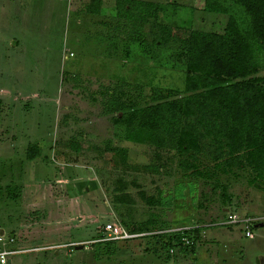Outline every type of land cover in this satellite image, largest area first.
I'll use <instances>...</instances> for the list:
<instances>
[{"label":"rangeland","instance_id":"1","mask_svg":"<svg viewBox=\"0 0 264 264\" xmlns=\"http://www.w3.org/2000/svg\"><path fill=\"white\" fill-rule=\"evenodd\" d=\"M87 1L0 0V251L17 252L8 257L9 264H264V220L252 225V239L238 225L217 226L228 214L264 217V181L252 180L246 170L224 174L210 167L217 175L212 183L218 180V190H212L202 179L192 185L181 178L175 168L178 158L170 163L169 175L158 177L124 169L116 156L104 155L110 142L127 148L131 165L153 161L151 148L117 138L96 101L100 93L107 99L115 90L132 93L135 83L142 85L143 94L149 86L181 89L184 83L168 48L154 63L136 46L125 53L119 33L110 32L117 20L113 0H103L97 17L82 12ZM175 1L182 6H167L153 31L160 25L183 26L182 21L201 31L223 29L226 15L201 12L198 0ZM74 135H81L96 156L68 153L65 142ZM28 144L41 150L32 162L24 160ZM118 179L127 182L135 205L111 202ZM131 182L148 195H168L166 203L161 208L145 205ZM220 185L231 197L223 211ZM14 186L21 190L15 199L5 191ZM120 216L126 225L149 216L158 219V228L199 225L196 254L155 246L154 238L143 236L117 241L109 259L97 256L98 246L90 241L105 223H120Z\"/></svg>","mask_w":264,"mask_h":264},{"label":"trees","instance_id":"2","mask_svg":"<svg viewBox=\"0 0 264 264\" xmlns=\"http://www.w3.org/2000/svg\"><path fill=\"white\" fill-rule=\"evenodd\" d=\"M198 1L202 2L201 12L227 16L221 31L197 30L187 21H182L183 26L160 25L159 31H153L167 6L178 9L182 5L175 0H166L165 5L153 0H113L117 20L110 32L119 33L121 42L126 44L125 53L129 55V46H136L154 63L168 48L173 62L182 68L184 84L181 89L148 85L143 94L142 85L135 83L131 85L132 93L115 90L114 94H107V99L100 93L96 101L102 103V115L109 117L117 138L151 148L153 161L144 166L131 165L127 162V148L112 147L110 142L105 143L103 153L116 156L124 169L158 177L169 175L170 163L178 158L175 168L181 178L192 185L202 179L212 190H218V180L212 183L211 178L217 175L211 173L210 167L224 174L246 170L252 180L264 181V0ZM103 5V0H88L82 12L97 17L103 12ZM189 8L190 13L195 11ZM103 25L107 26L105 22ZM64 119L67 121V117ZM81 135L70 137L64 149L81 157L87 153L96 156V150L87 146ZM40 155L36 144H28L24 160L32 162ZM131 186L137 190L138 199L149 207L161 208L166 203L168 195L162 197V192L154 197L133 182ZM182 188L178 190L182 192ZM220 189L223 211L231 204V197L225 185H220ZM127 190V182L116 180L111 202L118 206L135 205ZM5 191L14 199L21 192L16 186L12 192ZM119 222L129 233H148L145 236L154 238L155 246L177 248L183 254H196L201 240L199 225L158 228V219L150 216L138 225H126L121 216ZM104 225L90 245L98 246L97 256L109 259L116 242L100 241ZM147 251L144 248L143 252Z\"/></svg>","mask_w":264,"mask_h":264},{"label":"built area","instance_id":"3","mask_svg":"<svg viewBox=\"0 0 264 264\" xmlns=\"http://www.w3.org/2000/svg\"><path fill=\"white\" fill-rule=\"evenodd\" d=\"M264 217H245L228 214L226 218L223 219L220 223H217V226H240L243 229L244 236L247 239H252L253 234L251 232L252 225L258 224L263 221ZM103 229V237L100 241L103 242H117V241H127L135 238L143 237L147 234H133L129 233L124 227H122L118 222H107ZM169 231H177V229H171ZM13 239H9L8 242H12ZM3 240L0 238V242ZM77 246L76 244H71ZM17 252L14 250H1L0 251V264H8V257L15 255Z\"/></svg>","mask_w":264,"mask_h":264},{"label":"water","instance_id":"4","mask_svg":"<svg viewBox=\"0 0 264 264\" xmlns=\"http://www.w3.org/2000/svg\"><path fill=\"white\" fill-rule=\"evenodd\" d=\"M255 227H258V226H255ZM82 248H83V245H80V246L76 247V250H80Z\"/></svg>","mask_w":264,"mask_h":264},{"label":"crops","instance_id":"5","mask_svg":"<svg viewBox=\"0 0 264 264\" xmlns=\"http://www.w3.org/2000/svg\"><path fill=\"white\" fill-rule=\"evenodd\" d=\"M11 239H13V236H11ZM10 263V260H9V262H8V264Z\"/></svg>","mask_w":264,"mask_h":264}]
</instances>
